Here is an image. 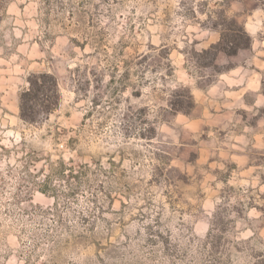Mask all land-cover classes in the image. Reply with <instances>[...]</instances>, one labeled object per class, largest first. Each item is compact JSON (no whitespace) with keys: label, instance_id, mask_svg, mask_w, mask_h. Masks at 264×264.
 <instances>
[{"label":"rangeland","instance_id":"obj_1","mask_svg":"<svg viewBox=\"0 0 264 264\" xmlns=\"http://www.w3.org/2000/svg\"><path fill=\"white\" fill-rule=\"evenodd\" d=\"M0 264H264V0H0Z\"/></svg>","mask_w":264,"mask_h":264},{"label":"trees","instance_id":"obj_2","mask_svg":"<svg viewBox=\"0 0 264 264\" xmlns=\"http://www.w3.org/2000/svg\"><path fill=\"white\" fill-rule=\"evenodd\" d=\"M245 42H239L235 38H228L221 33L217 43L210 46L212 60L217 53L222 51L228 55L236 53L240 47L249 44V37L242 28ZM27 85L18 93V117L27 123H38L46 118L58 107L61 99L57 77L48 71L30 72L26 76Z\"/></svg>","mask_w":264,"mask_h":264}]
</instances>
